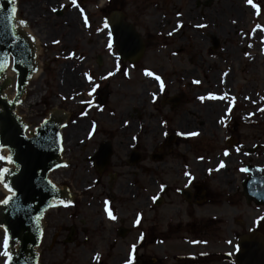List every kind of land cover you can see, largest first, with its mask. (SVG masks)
<instances>
[{"label": "flooded vegetation", "instance_id": "af4514ba", "mask_svg": "<svg viewBox=\"0 0 264 264\" xmlns=\"http://www.w3.org/2000/svg\"><path fill=\"white\" fill-rule=\"evenodd\" d=\"M219 1L191 0L187 7L183 8H176L172 5L174 6L171 9L172 14H169L171 18L161 15L159 20L151 23V30L157 34L156 36L149 30L142 31V34L140 32V27L146 24L144 0H77L84 10V16L89 21L87 28H81L77 24L78 16L81 19L84 17L79 15L78 9L69 7V0H22L17 4L18 10L20 6V12L21 10L25 12L23 14L28 18L29 26H40L38 28L41 30L51 29L54 33L58 29L65 37H79L78 43L88 48L87 51L90 54L82 55L83 59L77 68L79 73H72L69 80V88L73 95L80 93L77 98L72 95H69V98L81 104L73 105L69 110L70 118L77 115L73 120L75 123L71 124L72 127H81L77 136L82 132L83 136L70 138L68 135L66 137L64 157L68 159L75 155L88 164L94 181H98L100 186L98 192L104 190L100 178L110 179L106 193H101L99 196L102 199L101 203L100 198L95 200L94 194L92 195V202L97 201L103 205L100 210L102 214H97L99 211L94 209L92 204L84 205V201L80 200L82 197L78 196L75 190L72 191L62 186V201L67 206L59 203L52 210L62 212L49 216L51 210L45 215L47 236L52 244L57 242H67L73 245H79L81 242L87 244L92 242L96 236L108 242H117L120 239L128 240V237L133 236L134 228L129 223L131 213L125 206L124 212L123 206L120 207L114 203L119 200L115 187L121 174L119 170L117 173L113 170L119 167L142 172L144 171L142 165L147 160L152 165L157 190L155 194L157 199L153 201L151 210L156 212L155 221L161 239L176 237L179 234H199L205 235L207 239L203 237L201 239L209 243L205 247L208 248L205 252L199 255L188 254L192 258L174 255L175 264L178 259H185L190 264H221L222 262L238 264V251L231 250V245L225 243L227 240L224 238L234 226H237V230H234L237 232L235 242L254 232L264 240V220H261L255 227L253 226V221L257 217L264 216V183H260L264 182V112L258 110L264 108V101L260 99L264 97L263 67L258 63L256 55L249 54L247 57L244 55L245 52L250 53L254 47H245L241 42L245 37L256 34L252 33L253 26L245 19L248 11H255V9L250 6H247L248 11L239 8L242 0H234L239 3L233 4H220ZM99 2L102 4L98 12L95 9L92 11L93 6ZM61 5L64 7L61 8ZM53 8L57 11L53 12ZM177 13L180 15L177 16ZM115 16L121 18L130 27H134L141 35L145 48L138 60L121 58L119 61L121 71H115L117 61L114 57L111 59L113 62L111 70H101L106 65V61L102 54H95V46L98 39L106 38V33H98L96 29L102 27L104 19L111 21ZM148 17L156 19L157 15ZM178 22L180 27L173 31ZM47 24H52V28ZM200 24L206 27H196ZM157 27L160 28V33ZM168 32H173V34L169 36ZM148 37L152 42L150 45ZM178 37L189 41L197 50V54L201 48H205V53L212 59L214 57L221 61V64L202 66L194 70L191 88H193L195 121L198 126L194 128V131L179 130L180 135L171 130V120L176 124L178 119L188 115L184 108L187 101L183 99L182 90H177L174 95H167L171 90L165 78L168 72L167 66H171L170 55L178 57V54L174 52L170 55L162 54L163 46L169 44V40ZM227 40H235L237 43ZM85 51L83 48V52ZM114 51H116L115 43ZM148 52L152 53L148 54ZM246 59L249 61L245 62ZM107 64L109 65L108 62ZM124 69H127L129 79H135L136 76L140 79L132 80L131 86H138L148 93V102L140 101V105L146 107L144 118L142 112L134 107L126 112L133 122L130 129L136 137L135 140L132 139L134 144L128 152H125L126 148L119 140L117 126L111 125L116 121L115 108L107 107L111 104L109 100L112 98V92L105 90L106 84L110 81L108 77L112 81L117 77L122 78ZM146 70L153 75H145ZM109 71H115V74L101 80L100 77L107 76ZM85 72L93 77V83L99 85L93 96L88 98H83V92L89 91L91 87L83 78ZM224 73L227 75H223ZM155 76H159L160 81L155 80ZM161 81L164 84L162 92L159 88ZM194 81H199V83ZM209 94L217 97L226 94V99L210 100L208 99ZM201 96L205 97L203 101L198 99ZM143 97L144 94L141 98ZM89 99L93 100L95 107L81 103ZM82 111L85 113L83 116L80 114ZM221 118L224 119L223 124L219 122ZM104 120H107L108 124L103 123ZM89 132H92L91 137L88 136ZM189 132L197 133L198 146L193 154L194 157L190 155V145L188 148H182V142H179L180 139L186 143L190 139L194 140V136L186 135ZM145 140L151 141L150 153L146 151V146H142ZM107 146L111 147L112 156L105 164V160L101 157L107 151ZM237 146H240L239 153L234 150ZM117 147L120 149L117 150ZM225 149L229 151L227 157L223 155ZM245 152L248 153L247 156L244 155ZM131 153H135L138 159L134 164L129 163ZM220 161L230 164L231 176L226 175L227 178L223 176L225 167L219 171L209 172V169H216ZM243 166L249 167L251 171L248 175L258 181L255 185L250 183L249 194L245 186V181L248 180L246 174L238 171ZM162 167L163 171L160 172ZM151 168L146 167L150 172ZM258 168L262 171H257ZM185 172L189 175L186 176ZM79 193L85 194L83 191ZM126 204L124 202V205ZM227 204L237 209L239 214H242L244 209L254 212L252 222L240 219L238 224L233 222L229 225V220L223 216L224 206ZM109 211L116 216V220L108 218ZM90 212L97 216H91ZM88 220H93L98 232L89 234L88 231L87 236H83L80 226L86 224ZM145 220L146 217L141 218L137 228H141ZM253 227L254 230L250 232L249 229ZM220 234H222L221 246L215 245L214 235ZM165 248L167 250L168 247L165 246ZM230 252L234 254L228 255ZM163 256V259L155 255L136 259L132 253L133 264H169L167 261L165 263L166 256L168 257L166 251ZM128 257L129 254H126L121 257V260L115 258L114 262L125 264ZM53 261V264H57L55 259ZM65 264L73 263L67 261Z\"/></svg>", "mask_w": 264, "mask_h": 264}, {"label": "rangeland", "instance_id": "374dc122", "mask_svg": "<svg viewBox=\"0 0 264 264\" xmlns=\"http://www.w3.org/2000/svg\"><path fill=\"white\" fill-rule=\"evenodd\" d=\"M146 5V24L140 27V32L149 30L153 35L155 34L151 30V23L155 22L157 19L159 20L161 15H165V18H171L169 14H172L171 9L175 6L176 8L187 7L188 3L191 0H144ZM22 2V0H17V3ZM219 3L229 4V3H239L234 0H220ZM253 3L257 4L260 8L259 15L256 14L255 11H248V7L246 0H242L239 8L243 10L246 9L248 14L246 16V20L250 22V25L255 27L256 24H260L264 26V0H253ZM102 3H97L93 6L92 11L99 10V6ZM174 5V6H172ZM157 6V7H156ZM95 9V10H94ZM163 12V13H162ZM25 12L21 10L19 6L18 17L23 18L26 21L27 17L24 16ZM157 18H149L148 16H155ZM82 20L79 16L77 18V24L84 28L82 24ZM252 20V21H251ZM50 27L52 24H47ZM40 27V26H38ZM37 26H29L24 28L25 34L28 36L31 35L36 37L38 42L39 52L37 54V60L40 62L42 73L39 74L35 79H32L30 84L31 86L27 88L26 95L22 99V104H19V110H16V114L19 115L25 123L29 124L30 127H36L43 120L48 118V114L54 110H62L69 114V110L73 105L80 104L79 101H72L69 98V95L77 98L79 95H73L71 92V88H69L70 76L72 73L78 74L77 70L79 63L81 62L82 55H89L90 53L87 51L88 48L85 46H81L79 41V37L67 36L64 34H60L59 30L54 33L51 29L49 30H41ZM52 28V27H51ZM160 33V28H158ZM261 36H264V33L259 32L257 30L256 34L251 37H245L241 40L243 45L246 47L248 44H251L254 49L250 50L249 54L256 55L258 59V63L262 65V74L264 77V54H261ZM89 38V37H87ZM53 40L59 41V43H53ZM149 45L152 44L150 38L148 37ZM107 37L104 40H97V44L95 46V54H102L103 58H105L106 65L101 68L104 70H111L113 62L111 61L113 55L108 53L106 48ZM231 41V40H227ZM237 43L235 40L231 41ZM169 44L163 46L162 54L170 55L171 52L177 53L178 57H173L170 55L172 61L171 66L168 67V72L166 73V84L171 90L167 95L176 94L177 90H182L183 99L187 101L184 105L185 110H187L188 115L186 117H181L178 119L175 124L173 120H171V130L176 131L177 133L185 130V131H194V128L198 126L197 121H195L196 113L194 110V102H193V88H191V82H193V73L196 68H201L202 66H208L213 64H221V61L217 58L213 59L205 53V48H201L199 50V54H197V50L194 48L189 41L184 40L182 37H178L168 41ZM86 50L85 52H83ZM155 48V47H154ZM69 53H74V57L72 59H65ZM152 52H148L150 54ZM155 53L156 48H155ZM249 60L246 59L245 62ZM109 63V65L107 64ZM223 64V62H222ZM167 65V64H166ZM76 71V72H74ZM108 83L105 86V90L108 92H112V98L109 100L111 103L107 105L111 109L115 108V117L116 121L115 125L117 126V130H119V140L123 142L124 147L126 148L125 152H128L133 143V131L130 129L132 127V120L127 115L126 112L130 110V108L134 107L139 110L143 114V118L146 114L145 105H140V101L148 102V93L147 91L141 90L138 86L132 87V80H140L135 77V79H129L127 76L117 77L116 80H111L108 77ZM155 86V85H154ZM88 86L86 87V89ZM14 89L11 87L7 93L9 98H12ZM87 90L83 92L84 97L88 98ZM144 92V93H143ZM144 97L141 98V96ZM64 99H61V97ZM72 97V98H73ZM141 99V100H140ZM106 102L105 99H103ZM81 105V104H80ZM70 107V108H69ZM81 114V113H80ZM77 115H73L68 120V125L63 132V136L66 142V137L69 136H77L80 131V128L77 126L72 127V122ZM172 116V115H171ZM188 117V118H187ZM125 121L127 123L123 124ZM103 123L108 124L107 120H104ZM170 126V125H169ZM169 130V128H168ZM180 130V131H179ZM170 131V130H169ZM82 134H79L77 137H82ZM194 140L190 139L187 141H179L182 144V148L190 145L191 153L190 155L194 157V152L197 151V137L194 136ZM142 146L147 147V152L150 153L151 141L142 142ZM120 149L117 147V150ZM9 152L7 149H0V155H8ZM65 163L68 165L67 167L61 168L60 170L52 171V179L53 182L60 188L62 186L68 187L70 190H75L82 198L83 204L90 205L94 207V209H98L97 214L101 213V198L99 197L101 193H106V189L110 183V179L100 178L102 185H104V190L98 192V188H100L98 181H94V177L92 176V170L89 169L88 164L84 160H80L77 156L69 157L68 159L64 157ZM149 160L145 161L142 165L144 171L136 170V169H114L113 172L117 173V170L120 171L121 176L118 178V182L115 187V192L117 196L119 195L118 202H114L116 205L124 208L126 207L131 213L129 223L132 224L133 236L128 237V240L120 239L117 242L106 241L101 237H97L89 243H83L79 245L68 244L67 242H57L53 243L48 238L46 233L44 235V241L42 243V247L38 248L39 253V262L41 264H53V260L57 261V264H65L67 261L73 264H115V258L121 260V257L129 254L131 245L136 244L135 250L132 252L134 258L138 259L145 256L154 255L158 258L163 259L165 255V251L168 253V257L166 256V261L169 264H175L173 257L174 255L182 256L183 258L191 257L190 255L196 254L199 255L202 252H205L208 248H205L209 243L206 240L201 239V237L206 238L205 235H176V237L161 239L158 234V228L156 223V215L153 210H151V206L153 205L152 197L156 194V186L154 184V176L152 172V165ZM0 167H10L13 165H8L3 161H0ZM146 167L151 168V172ZM226 170H224L225 178L226 175L231 176V167L230 164H225ZM163 171V167L160 168V172ZM87 184V185H86ZM85 192V194H81L79 192ZM94 194V198H100V203L97 201L92 202V195ZM99 194V195H98ZM7 193L0 186V199H2ZM91 195V196H90ZM124 202L127 204L124 205ZM125 206V207H124ZM59 211L52 210L49 216L53 214H58ZM49 214V213H48ZM137 214L140 215V219L146 220L143 222L141 228H137L138 224L134 223ZM255 213L251 211H247L244 209L242 214L238 213L237 209L233 206H229V204L224 206L223 216L229 220V225L238 224L239 220L242 219L245 222H252L253 215ZM91 216H97L90 212ZM47 218L44 221V228H47ZM80 225V224H79ZM131 225L129 224V227ZM79 227V226H78ZM81 227V233L83 236H87L88 231L89 234L97 233L98 230L93 222V220H88L86 224H83ZM48 229V228H47ZM237 226H234L233 230L225 234L227 241H232L231 250H233V245H236L235 237L237 236ZM144 233L143 239L140 238V233ZM3 232L0 230V240H2ZM221 237L220 235H214L213 243L215 245L221 246ZM207 239V238H206ZM195 241V243H194ZM167 246V250L165 248ZM173 250V251H172ZM215 251L216 248H215ZM98 259H94L97 257ZM190 254V255H188ZM192 258V257H191ZM67 260V261H66ZM0 264H3V258L0 257ZM177 264H190V262H186L185 259H178ZM221 264H224L223 262ZM230 264V263H227ZM234 264V263H233Z\"/></svg>", "mask_w": 264, "mask_h": 264}, {"label": "water", "instance_id": "95a60500", "mask_svg": "<svg viewBox=\"0 0 264 264\" xmlns=\"http://www.w3.org/2000/svg\"><path fill=\"white\" fill-rule=\"evenodd\" d=\"M8 11V0H0V37H2L0 52L10 50L17 58L23 59L25 63L19 66L13 65L17 67L13 82L10 79L11 71L0 74V144H4L5 141L8 142L3 149L10 148L12 150L13 160L20 166L16 175L18 176L20 173H24V182L26 184H31V198L24 200V198L21 197L20 202L23 208L27 209L28 205H31L32 208L29 212L21 211L13 214L10 209L5 210L4 206H0V221L4 222L6 225H12V230L15 232V235L12 237L13 241L16 239L21 241L19 245L14 243L11 244L14 257L13 264H41V262H38L39 253L37 250L39 247H42L43 238L47 230V228H45V230L43 228L44 215L46 212L56 207L59 201L63 200V192L54 184L52 176L50 177L52 171L64 168L56 167L58 164H63V151L56 150V147L49 148L47 144H45L43 148H36L32 140H25L24 136L16 131V129L20 127L21 122L24 121L21 118L17 119L19 115L16 114V109L19 110V104H10L7 100H15L18 96L20 101H22L23 97L26 95L25 92L28 86H31L29 82L32 77L35 79L39 74V68L36 39L33 43L20 28L19 33L21 38L18 43L22 47L12 44L8 22L4 19ZM114 18L119 20V25L123 34L130 37L134 45L131 54L128 56L121 55V58L125 60L131 59L133 61L138 60L145 48L141 35L138 34L134 27L125 24L121 18L117 16ZM18 22L19 19L17 17L15 24L18 25ZM113 38L115 43V35ZM9 45H12L11 48L8 47ZM32 67L36 68L35 72L32 71ZM11 87L14 88L12 99L6 96ZM4 97H7V100L4 99ZM20 104H22V102ZM48 116L47 126L38 128L39 124L35 130L39 131L41 136L51 135L54 138L55 133L59 132L62 137L64 127L62 128L60 125L66 123L68 116L56 110L51 111ZM61 146L63 147V138ZM37 152L40 154L37 155ZM111 156L112 149L107 146V151L101 159H104L106 164L110 161ZM130 157V164H134L138 161L135 157V153H131ZM37 164L41 165V167H36ZM64 164H66L65 160ZM50 168L52 169L51 171H49ZM33 169H35V175H33ZM14 179L15 176L8 177L10 183L13 182ZM50 180L51 183L49 184L48 181ZM52 185H55L56 191L52 190ZM249 185V181H245L247 194L250 192ZM49 205L52 206L50 207ZM41 210H43V216L40 220V227L44 234H42V237L35 224H33L30 219L41 212ZM237 242L238 245H243L242 251L237 252L238 264H264V240L260 235L254 232L242 239H238Z\"/></svg>", "mask_w": 264, "mask_h": 264}, {"label": "snow or ice", "instance_id": "6c2138e0", "mask_svg": "<svg viewBox=\"0 0 264 264\" xmlns=\"http://www.w3.org/2000/svg\"><path fill=\"white\" fill-rule=\"evenodd\" d=\"M247 4L251 5V7L253 9L256 10V14L259 15L260 13V8L257 4L253 3V0H246ZM8 6H9V11L6 17H4V19L7 20L8 22V27H9V31L11 33V40H12V44L17 45L18 47H22L21 45H19V41H20V33H19V29L20 28H26L28 27V22L23 19L20 18L18 25L15 24V21L17 19L16 17V13L18 11V7H17V0H8ZM64 5H61V8H63ZM69 7H75L76 9L79 10V15L81 17H84L82 20V24L85 28L89 27V21L87 19V17L84 16V10L80 7V4L77 3V0H69ZM53 12H56L57 9L53 8L52 9ZM180 14L177 13V16H179ZM233 23H235V21H233ZM180 27L179 22L176 25V28L173 29V31H176L178 28ZM196 27H200V28H204L206 27V25L200 24V25H196ZM257 30H259V32L264 33V26H261L260 24H256L255 27L251 30L252 33H256ZM96 31L99 32H105L106 33V37H107V41H106V48L108 50V53L110 55H113L115 60L117 61L116 63V68L115 71H121L120 68V59H121V55L123 56H128L131 54V52L134 49V45H133V41L131 40L130 37H127L123 34L120 25H119V20L117 18H112L111 21L109 19H104L102 22V27H98L96 29ZM173 34V32H168L167 35L171 36ZM115 35V49L116 51H114V37ZM28 38L30 40H32L33 42H35L36 37L31 35L30 33L28 34ZM0 42H2V37H0ZM53 43H59V41L53 40ZM260 43H261V54H264V36H261L260 39ZM12 45H9L8 47L11 48ZM247 47L251 48L252 45L248 44ZM119 53V54H117ZM74 53H69L66 57H64L65 59H72L74 57ZM244 55L247 57L249 55L248 52H245ZM80 59H83V57H80ZM25 61L23 59H19L17 58L16 55H14L10 50L9 51H3L0 52V74L5 73L7 71H11L13 74H15L17 72V67L13 66H19L24 64ZM131 67V65L129 66ZM32 71L35 72L36 68L32 67ZM115 71H109L107 73V76H101L100 79H106L108 76H113L115 74ZM123 74L125 76L128 75V71L127 69L123 70ZM145 75L147 76H152L153 73H151L150 71H145ZM223 75H227V73H224ZM83 78L89 83L90 90L87 92V95L89 97L93 96V93L96 92L97 88L99 87L98 84L93 83V77L89 75V73L85 72L83 73ZM155 80L160 81V77L159 76H155ZM195 83H199V81H194ZM26 83V82H25ZM160 91L162 92L164 90V84L161 81L160 85H159ZM80 93H77V95H79ZM155 95L153 96V99L155 100ZM4 99L7 100V97H4ZM61 99H64V97L62 96ZM199 100L203 101L205 99V97L201 96L198 97ZM208 99L210 100H215V99H220V100H225L226 99V94L222 95V96H215L213 94H209ZM234 97L232 98V100L234 101ZM245 99H248V97H245ZM262 101H264V97L260 98ZM8 103L12 104H20L21 101L19 99V97L17 96L15 100H7ZM255 102V101H253ZM81 103L86 104L89 107H95L93 100L89 99L87 101H81ZM229 110H230V104H229ZM259 111L264 112V108H260L258 109ZM85 113L82 111L81 115L83 116ZM17 119H19V117H17ZM220 123H224V119L221 118V120L219 121ZM73 123H75V121H73ZM125 123H127V121H125ZM48 124V120L45 119L44 121L41 122V124L38 126V128H44L45 126H47ZM60 127H66V125L61 124ZM93 129L95 128V125L93 124ZM16 131L18 133H20L21 135L24 136L25 140H32L34 142V144L36 145V148H43L45 144L48 145L49 148L52 147H56V150L58 151H63V147L62 145V137H61V133L57 132L55 133V137L53 138L51 135H44L41 136L40 132L30 128L29 124L21 122L20 127L16 129ZM181 133H178V135H180ZM92 132L88 133V136L91 137ZM186 135L188 136H196L197 133L196 132H189ZM136 137H133V140H135ZM8 142L5 141L4 144H0V149H3L6 144ZM237 153L240 152V146H237L234 149ZM9 154L8 155H0V161H3L4 163L8 164V165H13L12 168L10 167H0V186L3 187V189L5 190V192L7 193V195H5L2 199H0V206H4L5 210H11V213H18L21 211H25V212H29L31 211L32 206L28 205L27 209L23 208L21 206V197L24 198V200L30 199V192H31V184L28 183L26 184L24 182V173H20V175H16V173L19 171L20 166L18 164L15 163V161L13 160V156H12V150L9 148L8 149ZM40 153L37 152V155H39ZM223 155L225 157L229 156V151L227 149L224 150ZM245 156L248 155V153H244ZM202 159V158H201ZM67 164H63V165H56V167H67ZM36 167H41V165L37 164ZM225 167V163L223 161H220L217 168L216 169H209V172L215 170V171H219V169H222ZM52 169L50 168L49 171H51ZM238 171L240 173L246 174V178L249 180V183L255 185L258 183L257 180L252 179L250 175V171L251 169L247 166H243L240 167L238 169ZM257 171H262V169H257ZM33 175H35V169H33ZM185 175L188 176L189 173L185 172ZM9 176H15V179L13 182H9L8 181V177ZM30 179V178H29ZM48 183L50 184L51 181H48ZM260 183H264V182H260ZM52 190L56 191L55 185H52ZM255 195V194H254ZM156 197L153 196L152 200L156 201ZM62 204H64V206H67V204L64 201H61ZM70 203V202H69ZM105 204H107V202H105ZM50 207L52 205H49ZM43 216V210H41V212L37 213L35 216L31 217V222L33 224H35L38 232L40 233V236L42 237V229L40 227V220ZM108 218L110 220H116V216L113 215V213L111 211L108 212ZM261 220H264V216H260L257 217L256 220L253 221V226L255 227ZM140 222V215L137 214L135 222L134 223H139ZM253 228H250L249 231H253ZM0 230H2L3 235H2V240H0V257L3 258V264H13V252L11 250V244L14 243L16 245H19L21 243V241L19 239H16L15 241L12 240V237L15 235V232L12 230V225L11 224H5L4 222L0 221ZM139 239H143V234H141ZM195 243V241H194ZM225 243L228 244H232V241H225ZM136 248V244L131 245L130 248V252H129V257L126 259L125 264H133V259H132V252L135 250ZM243 245H233V249L234 251H242ZM234 252H230L228 253V255H233ZM94 259H98V254L97 257H94Z\"/></svg>", "mask_w": 264, "mask_h": 264}, {"label": "bare ground", "instance_id": "6f19581e", "mask_svg": "<svg viewBox=\"0 0 264 264\" xmlns=\"http://www.w3.org/2000/svg\"><path fill=\"white\" fill-rule=\"evenodd\" d=\"M39 46H38V42H37V40H36V50H37V53L39 52V48H38ZM38 68H39V74H41L42 72V68H41V65H40V62H38ZM38 74V75H39ZM37 75V76H38ZM71 77H72V75L70 76V79H71ZM10 79L12 80V82H13V80L15 79V74H12L11 73V77H10ZM79 128H81V127H79ZM72 136H70V138H71Z\"/></svg>", "mask_w": 264, "mask_h": 264}]
</instances>
